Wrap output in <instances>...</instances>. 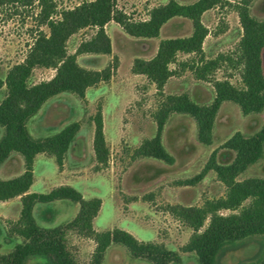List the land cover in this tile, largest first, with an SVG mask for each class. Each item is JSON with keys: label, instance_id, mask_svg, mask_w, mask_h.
<instances>
[{"label": "rangeland", "instance_id": "obj_1", "mask_svg": "<svg viewBox=\"0 0 264 264\" xmlns=\"http://www.w3.org/2000/svg\"><path fill=\"white\" fill-rule=\"evenodd\" d=\"M92 0H54L58 15ZM172 0H118L117 8L135 21H146L154 8ZM188 5L198 0H174ZM244 0H225L220 6L207 11L203 24L209 33L203 49L206 60L219 59V68L209 79H199L193 69L197 55L178 54L170 65L174 72L160 91L147 76L137 74V60H151L166 39L185 38L193 33V23L186 18H174L161 30L159 38L133 37L115 22L106 26L111 40L110 55L83 53L81 45L90 41L97 29L87 28L73 35L68 43L69 55L77 57L78 64L89 71H110V79L87 89L86 97L63 93L50 99L28 123L35 139H45L60 133L67 126L78 123L80 131L65 156L62 166L52 154H39L34 162V184L29 193L50 194L61 187H72L87 201L101 200V208L93 221L96 233L120 229L133 235L139 242L164 245L180 257L171 264H198L194 253L185 252L194 231L182 219V208L203 207L209 201L226 197L228 188L213 171L202 180L196 178L203 172L209 159L217 152V161L229 165L235 153L224 148L236 133L252 136L264 126V112L244 115L232 102L222 105L214 128V141L205 146L198 141L197 124L189 115L174 113L170 116L163 134L166 150L175 158L170 165L158 159L143 157L139 149L146 140L155 137L158 114L168 96L187 95L200 105H210L215 98L214 82L228 80L242 88V68L236 67L238 47L243 36L237 7ZM254 18L264 21V0H251ZM37 4L23 7L20 4L0 6V78L27 57L40 31L49 33L38 21ZM229 59H232L230 61ZM264 67V52H263ZM56 70L36 68L31 84L50 81ZM7 95L6 87L0 89V103ZM101 112L104 122L108 161L99 163L94 149L95 116ZM4 128L0 126V139ZM25 171L23 158L14 154L0 167V179L19 177ZM264 179V159L251 166L238 177ZM195 181V183H190ZM247 204V203H246ZM80 205L58 200L37 204L36 221L43 227L53 228L72 221ZM22 199L0 201V253L10 252L22 238L13 232L21 218ZM223 215L230 211L220 212ZM209 220L205 223L208 226ZM69 247L79 264H91L97 243L93 237L75 233L67 236ZM264 250V237H255L245 246L224 256L221 264H254L257 254ZM29 264H44L32 260ZM103 264H152L131 256L122 245L113 244L107 251Z\"/></svg>", "mask_w": 264, "mask_h": 264}, {"label": "trees", "instance_id": "obj_2", "mask_svg": "<svg viewBox=\"0 0 264 264\" xmlns=\"http://www.w3.org/2000/svg\"><path fill=\"white\" fill-rule=\"evenodd\" d=\"M117 1H87L58 15L54 0H0V6L20 4L32 7L37 4L40 8L38 21L49 29V33L40 31L25 60L10 69L4 79L0 78V89L6 87L7 90L5 99L0 103V126L4 128V135L0 139V167L14 154L20 155L25 163V171L19 177L0 179V201L17 197L22 199L21 218L13 229L22 242L10 252L0 253V264H29L32 260H40L44 264H79L69 247L67 236L70 233L95 239L97 248L91 264H103L113 244L124 246L133 258L152 264L180 262L178 254L164 245L139 242L126 231L115 229L96 233L93 221L101 208L99 199L87 201L72 187H61L50 194L29 193L34 184L36 157L39 154H52L62 166L80 131V125L74 123L52 137L35 139L28 130V123L50 99L63 93L83 99L88 88L111 77L109 70L99 72L82 68L77 57L68 54L67 43L79 31L97 29L96 35L81 45L80 54L110 55L112 45L106 26L111 22L120 25L133 37L156 39L170 20L186 18L193 23L192 35L163 40L154 58L136 61L135 73L147 76L161 91L173 76L170 65L176 62L178 54L200 57L198 62H194L193 69L201 80L209 79L219 68V59L205 58L203 45L209 30L203 24L202 17L225 0H198L188 5L172 0L154 8L146 21H135L120 11ZM250 2L244 0L237 7L243 36L235 63L236 67L242 68L243 87L238 88L228 80L215 81L216 95L207 106L194 102L187 95L168 96L158 114L157 133L139 149L141 156L170 165L175 163V158L163 144L166 124L174 113L192 117L197 124L198 141L211 146L216 119L224 103L238 105L246 116L264 112V21L252 16ZM36 68L54 69L56 75L50 81L31 84ZM94 122L96 158L99 163L105 164L109 152L101 112L95 116ZM223 147L235 153L234 161L221 165L217 161V152H214L196 180L200 181L209 172H215L228 188L226 197L209 201L203 207L182 208L180 211L182 219L194 231L184 251L194 253L198 264H221V259L228 253L239 250L255 237H264V179L238 180L251 166L264 159V126L252 136L236 133ZM58 200L79 204L78 215L72 221L53 228L41 226L34 216L35 207ZM222 211H230L231 214L223 215L220 213ZM207 220L209 224L203 230ZM254 261V264H264V250L257 254Z\"/></svg>", "mask_w": 264, "mask_h": 264}]
</instances>
